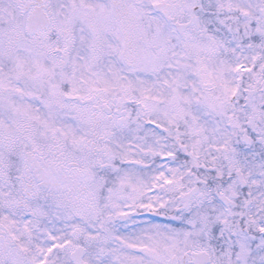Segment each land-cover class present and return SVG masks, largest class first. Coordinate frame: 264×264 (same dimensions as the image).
Segmentation results:
<instances>
[{
	"label": "snow or ice",
	"instance_id": "1",
	"mask_svg": "<svg viewBox=\"0 0 264 264\" xmlns=\"http://www.w3.org/2000/svg\"><path fill=\"white\" fill-rule=\"evenodd\" d=\"M0 264H264V0H0Z\"/></svg>",
	"mask_w": 264,
	"mask_h": 264
}]
</instances>
